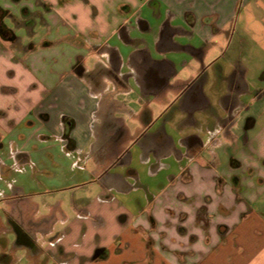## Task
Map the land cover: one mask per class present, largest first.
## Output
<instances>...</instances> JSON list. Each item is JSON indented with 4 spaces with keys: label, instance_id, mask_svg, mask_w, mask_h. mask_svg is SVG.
<instances>
[{
    "label": "crops",
    "instance_id": "0c3cea01",
    "mask_svg": "<svg viewBox=\"0 0 264 264\" xmlns=\"http://www.w3.org/2000/svg\"><path fill=\"white\" fill-rule=\"evenodd\" d=\"M0 7V264H264V0Z\"/></svg>",
    "mask_w": 264,
    "mask_h": 264
},
{
    "label": "rangeland",
    "instance_id": "374dc122",
    "mask_svg": "<svg viewBox=\"0 0 264 264\" xmlns=\"http://www.w3.org/2000/svg\"><path fill=\"white\" fill-rule=\"evenodd\" d=\"M15 7V10H16V6H14ZM43 22V21H42ZM33 33H31V35H32ZM9 69H11V67L7 64V63H5V62H0V86L1 85H4V86H8L10 83H9V81H11V80H14V79H16V77L15 78H12L11 76H8V74H7V72L9 71ZM19 71V70H18ZM17 71V72H18ZM20 72V71H19ZM17 77H18V75H17ZM15 81V80H14ZM37 82V81H36ZM64 195V192H55V193H47V194H41V195H35V197L37 198L36 200H43V199H46V200H56V199H59V198H62V197H65V196H63ZM16 238H17V235L15 234L12 238H9L8 240H7V242H8V244H7V248L10 250V251H13L12 249H13V247H14V242H15V240H16ZM5 241V240H4ZM6 242V243H7ZM5 246H6V244H5ZM8 250V251H9Z\"/></svg>",
    "mask_w": 264,
    "mask_h": 264
},
{
    "label": "trees",
    "instance_id": "16d2710c",
    "mask_svg": "<svg viewBox=\"0 0 264 264\" xmlns=\"http://www.w3.org/2000/svg\"><path fill=\"white\" fill-rule=\"evenodd\" d=\"M5 11L0 7V35L4 39H14L15 35L12 30H10L3 22L2 18L4 17Z\"/></svg>",
    "mask_w": 264,
    "mask_h": 264
}]
</instances>
